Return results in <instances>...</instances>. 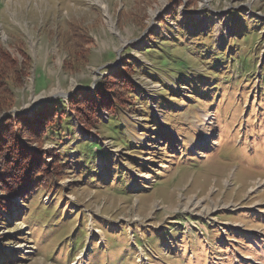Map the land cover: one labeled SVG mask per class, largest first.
Instances as JSON below:
<instances>
[{
	"label": "rangeland",
	"instance_id": "374dc122",
	"mask_svg": "<svg viewBox=\"0 0 264 264\" xmlns=\"http://www.w3.org/2000/svg\"><path fill=\"white\" fill-rule=\"evenodd\" d=\"M2 51L0 125L46 173L0 205V264H264V0H0Z\"/></svg>",
	"mask_w": 264,
	"mask_h": 264
},
{
	"label": "trees",
	"instance_id": "16d2710c",
	"mask_svg": "<svg viewBox=\"0 0 264 264\" xmlns=\"http://www.w3.org/2000/svg\"><path fill=\"white\" fill-rule=\"evenodd\" d=\"M163 44H169L167 41ZM160 49L158 52H161L162 55L158 56V59L155 60V58H151L152 61H156V65H160L159 69H161V65H164L165 67H171L173 69H177L178 71L174 74L177 75V80L179 83H184L186 82L184 79L183 74L185 71L183 70L186 68V64H182L184 61L180 60H174L171 61L168 57L170 53H168L166 50H169L168 47L161 46L159 45ZM151 52V51H148ZM243 63V62H242ZM15 65V60L5 51L0 53V79L1 77L3 78V75L6 73L8 68L13 67ZM158 69V70H159ZM175 69V70H176ZM164 71V70H162ZM171 73H173V70H168ZM170 76V74L168 75ZM187 78V77H185ZM192 78V77H191ZM182 81V82H181ZM120 88L116 87V90L112 91L113 94H115L113 97H107L105 98L104 95L101 96V100H107V105L110 106L111 108L107 109V106H103L105 110H107V113L109 114L110 118L108 121L110 122L108 128H111L112 131L113 129L116 128L118 123V118L116 117L118 112L120 111V105L127 103L125 101V98H122V94H129L130 96L128 97L131 99V97L135 96V91H131V84L127 81L123 82V84L119 85ZM3 91L0 90V113H3L5 111H8V108L10 104H7V96L2 95ZM136 97V96H135ZM85 102H92L90 99H84ZM61 103H63L61 101ZM64 104V103H63ZM106 107V108H105ZM61 108V106H60ZM83 113V112H82ZM96 112L94 110L92 113L88 115L90 117V121H92V125H95V122H98V118L95 115ZM59 118H55V121L57 122ZM87 118H85L86 120ZM15 121H12L10 118H5V120L1 123L0 125V174L3 173L4 170L10 171V172H5L7 174L6 180L1 177L0 175V184H3L4 182L11 183L13 185V188L11 191H6L3 190V193H5L7 199H3L0 197V205L1 207H5V203H9V199L12 198L11 196L13 195H22L25 194L26 192L31 191L32 187L31 184L33 180L37 176L45 175L46 173V167L40 165L41 164V159L35 155L33 152H27L25 149H23L20 145L19 142H17V139L15 138H8V142L6 137H8V134L6 133V129H4L5 126H14ZM18 123L24 125L26 122L25 119H19L17 121ZM30 124H26L28 128L26 131H31L34 129V125L32 121H29ZM33 124V126H32ZM64 124H68V120H64ZM105 123H101V125H104ZM104 126H108L104 125ZM66 127V126H65ZM20 128V127H19ZM57 128H59V124H50L49 126H45L44 130V137L48 135H54L53 131H56ZM43 131V130H42ZM8 143V144H7ZM53 157L55 154H52ZM15 165V166H14ZM39 165V166H38ZM13 169V170H12ZM11 173V174H9ZM52 180V177H47L44 178V180ZM5 211H7V207L5 208ZM2 216L0 217V219Z\"/></svg>",
	"mask_w": 264,
	"mask_h": 264
},
{
	"label": "water",
	"instance_id": "95a60500",
	"mask_svg": "<svg viewBox=\"0 0 264 264\" xmlns=\"http://www.w3.org/2000/svg\"><path fill=\"white\" fill-rule=\"evenodd\" d=\"M4 117V115H1V117H0V121H1V119Z\"/></svg>",
	"mask_w": 264,
	"mask_h": 264
}]
</instances>
